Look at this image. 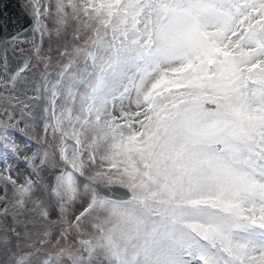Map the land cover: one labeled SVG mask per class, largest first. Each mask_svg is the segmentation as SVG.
<instances>
[{
  "label": "snow or ice",
  "instance_id": "snow-or-ice-1",
  "mask_svg": "<svg viewBox=\"0 0 264 264\" xmlns=\"http://www.w3.org/2000/svg\"><path fill=\"white\" fill-rule=\"evenodd\" d=\"M28 7L29 55L0 40V264H264V0Z\"/></svg>",
  "mask_w": 264,
  "mask_h": 264
},
{
  "label": "water",
  "instance_id": "water-1",
  "mask_svg": "<svg viewBox=\"0 0 264 264\" xmlns=\"http://www.w3.org/2000/svg\"><path fill=\"white\" fill-rule=\"evenodd\" d=\"M32 27V21L25 13L20 0H0V37L2 39L14 34H19L20 39H30Z\"/></svg>",
  "mask_w": 264,
  "mask_h": 264
},
{
  "label": "rangeland",
  "instance_id": "rangeland-1",
  "mask_svg": "<svg viewBox=\"0 0 264 264\" xmlns=\"http://www.w3.org/2000/svg\"><path fill=\"white\" fill-rule=\"evenodd\" d=\"M21 2H22L23 7L25 8L26 12L30 16H32L31 15V12H30V9L28 7L29 0H21ZM42 2H43V0H42ZM48 2L49 3H54L55 0H48ZM49 27H51V22H49ZM33 37H35L37 39V41L39 40L38 34L34 33ZM0 40H1V38H0ZM48 46H49L48 40H47V37H45V43H44L43 47H44V49H45L46 52H47ZM30 47L31 46L28 43V40H18L15 43V48H14L15 54L16 55H25V56H27V55H29ZM53 48L55 49V44H53ZM21 49H23V51H21ZM51 55L54 58V61L53 62H55V58L57 56L56 52L53 51L51 53ZM27 95L28 96H32V95H34V92L31 89H29L27 91ZM40 107L42 109L43 108V104H41ZM38 120H39V115H38ZM38 127L41 130V134H43L42 124H39ZM8 163L12 165V169L13 170H12V173L11 174H12L13 178H17L18 177L19 180L22 181L23 178H24V175L27 174L25 172L26 166L23 163V154L21 155V157H20V159L18 161L15 160V159H10L8 161ZM4 167H5V164L2 161H0V170H2ZM4 184H5V181L3 179H0V196H3L4 195ZM8 191H9V195H11V185L10 184L8 185ZM79 210H82V209L80 207V204L77 203V205H76V211L78 212Z\"/></svg>",
  "mask_w": 264,
  "mask_h": 264
}]
</instances>
